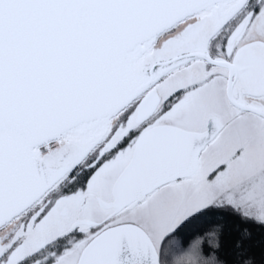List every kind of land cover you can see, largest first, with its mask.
Instances as JSON below:
<instances>
[{"label":"snow or ice","instance_id":"obj_1","mask_svg":"<svg viewBox=\"0 0 264 264\" xmlns=\"http://www.w3.org/2000/svg\"><path fill=\"white\" fill-rule=\"evenodd\" d=\"M0 264H264V0H0Z\"/></svg>","mask_w":264,"mask_h":264},{"label":"trees","instance_id":"obj_2","mask_svg":"<svg viewBox=\"0 0 264 264\" xmlns=\"http://www.w3.org/2000/svg\"><path fill=\"white\" fill-rule=\"evenodd\" d=\"M254 251H256L257 255L259 256V249H255Z\"/></svg>","mask_w":264,"mask_h":264}]
</instances>
